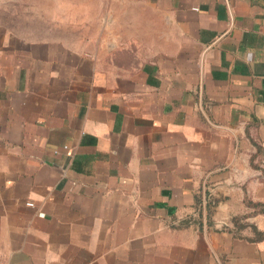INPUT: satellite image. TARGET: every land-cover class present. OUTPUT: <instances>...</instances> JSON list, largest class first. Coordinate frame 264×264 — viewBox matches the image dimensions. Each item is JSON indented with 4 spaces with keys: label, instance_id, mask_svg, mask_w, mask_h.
<instances>
[{
    "label": "crops",
    "instance_id": "0c3cea01",
    "mask_svg": "<svg viewBox=\"0 0 264 264\" xmlns=\"http://www.w3.org/2000/svg\"><path fill=\"white\" fill-rule=\"evenodd\" d=\"M0 262L264 264V0H0Z\"/></svg>",
    "mask_w": 264,
    "mask_h": 264
},
{
    "label": "built area",
    "instance_id": "2783aa9c",
    "mask_svg": "<svg viewBox=\"0 0 264 264\" xmlns=\"http://www.w3.org/2000/svg\"><path fill=\"white\" fill-rule=\"evenodd\" d=\"M29 205H31V203H28ZM0 264H2V262H0Z\"/></svg>",
    "mask_w": 264,
    "mask_h": 264
},
{
    "label": "trees",
    "instance_id": "16d2710c",
    "mask_svg": "<svg viewBox=\"0 0 264 264\" xmlns=\"http://www.w3.org/2000/svg\"><path fill=\"white\" fill-rule=\"evenodd\" d=\"M235 219V218H234Z\"/></svg>",
    "mask_w": 264,
    "mask_h": 264
}]
</instances>
